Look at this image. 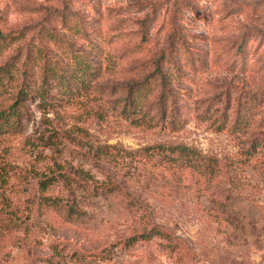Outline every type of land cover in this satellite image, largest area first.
I'll return each instance as SVG.
<instances>
[{"label": "rangeland", "instance_id": "rangeland-1", "mask_svg": "<svg viewBox=\"0 0 264 264\" xmlns=\"http://www.w3.org/2000/svg\"><path fill=\"white\" fill-rule=\"evenodd\" d=\"M0 32V111L27 90L0 115V264H264V153L216 128L227 88L264 85V0H0ZM169 141L216 174L144 149ZM56 168L82 186L79 214L42 202Z\"/></svg>", "mask_w": 264, "mask_h": 264}, {"label": "trees", "instance_id": "trees-1", "mask_svg": "<svg viewBox=\"0 0 264 264\" xmlns=\"http://www.w3.org/2000/svg\"><path fill=\"white\" fill-rule=\"evenodd\" d=\"M19 34V33H18ZM17 34V36H18ZM7 34H1L0 37L5 38ZM17 36H10L11 38H16ZM242 41L238 44V49L241 50ZM154 71L160 73L161 76V85L162 91L159 93V103L161 105L160 116L164 120H168L170 124H178L177 119L172 115H168L167 106H169V97L166 96L165 88L166 84L170 81L162 69L160 64L157 62L154 70L150 72L153 74ZM149 73L145 74L142 79L124 82L125 87L129 90L135 88L134 91L141 89L139 84L146 83L149 78ZM13 77V72L10 67V62H2L0 64V88H5L9 86V79ZM167 89V88H166ZM21 91H27L26 88ZM21 91H18L17 97L10 104L8 112L0 111V115L5 119H8L7 115L14 113L16 116H19L20 107H17V104H20L22 101ZM168 92V90H167ZM176 97L178 98L179 92L176 91ZM233 92H231L232 94ZM170 94V93H169ZM229 89L227 88L225 98L222 103V111L216 112V128L222 129L226 127V124L229 123V131L233 134L238 141L242 144V149L244 156L254 158L256 154L260 151L264 153V85L261 87H256L253 90H247L244 92L239 91L234 92L235 95L231 96ZM148 95V94H147ZM175 95V94H171ZM134 95L133 99H137L139 110L141 107L140 97ZM172 101V100H171ZM171 105V104H170ZM262 109L263 114H253L255 109ZM232 110V113L229 112ZM135 111L138 112L137 108ZM136 118L134 119H137ZM153 118L154 115H151ZM225 123V124H224ZM144 149H154L157 153L163 155V157L170 163L171 166L175 169L182 170L187 168H192L200 173L212 175L216 174V157L209 154L203 153L201 150L193 147L189 144L183 142H157L150 144L144 147ZM261 153V155H263ZM52 170L50 174L42 173L39 176L38 187L43 193L41 195V200L43 203H49L51 205H61L64 206L68 213L70 214H79L83 211V207L80 205L79 196L81 194V185L74 183L71 179V172L67 170ZM81 171H84L81 169ZM63 187L66 190L65 194H54L45 192L50 188L55 186ZM77 216V215H76ZM156 224H153L148 231H145L141 234L142 237H149L154 233L160 231ZM152 233V234H150Z\"/></svg>", "mask_w": 264, "mask_h": 264}]
</instances>
